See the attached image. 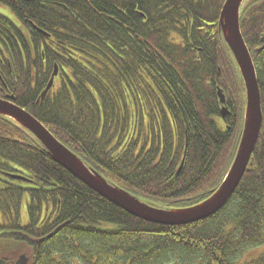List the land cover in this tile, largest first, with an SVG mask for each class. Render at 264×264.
I'll return each instance as SVG.
<instances>
[{"label":"trees","instance_id":"16d2710c","mask_svg":"<svg viewBox=\"0 0 264 264\" xmlns=\"http://www.w3.org/2000/svg\"><path fill=\"white\" fill-rule=\"evenodd\" d=\"M223 2L0 0V98L149 204H196L221 183L243 123V83L218 27ZM240 29L256 67L262 124L220 210L183 225L144 221L0 115V264L23 252L30 264H264V0L244 1ZM234 85L222 116L217 89Z\"/></svg>","mask_w":264,"mask_h":264},{"label":"water","instance_id":"95a60500","mask_svg":"<svg viewBox=\"0 0 264 264\" xmlns=\"http://www.w3.org/2000/svg\"><path fill=\"white\" fill-rule=\"evenodd\" d=\"M245 0H225L219 14L218 27L232 54L245 90L243 125L239 143L228 171L221 183L201 202L183 208H160L148 204L126 190L111 184L97 171L89 168L80 157L63 145L32 114L15 103L0 98V115L19 125L37 139L46 154L57 164L82 181L86 186L122 210L151 223L183 225L194 223L220 210L235 192L242 179L251 153L256 144L262 123L260 92L256 71L243 40L239 25L240 9ZM264 40V38H263ZM56 67L41 93L44 99L53 85ZM222 105L221 114L228 113L224 94L217 91ZM16 264H28V258L20 255Z\"/></svg>","mask_w":264,"mask_h":264},{"label":"rangeland","instance_id":"374dc122","mask_svg":"<svg viewBox=\"0 0 264 264\" xmlns=\"http://www.w3.org/2000/svg\"><path fill=\"white\" fill-rule=\"evenodd\" d=\"M219 75H220V72H219ZM229 76H230L229 73H227L225 75V79H226L227 82L229 81ZM232 94L235 95V85L233 87H231V89L229 91H225V97L224 98L226 99L227 95H230L232 97ZM234 100H236V99H234ZM226 101H227V99H226ZM235 102H237V100ZM180 169L178 170V172L180 171ZM26 200H27V197H26V195H24L23 202H22V207H21V215H20L23 222H25V220H26V208H25ZM4 222H5V219L3 218V215H2V213L0 211V225H3ZM260 252H261V249L253 250V251L247 253L244 258H248V259L249 258H253V257L257 256ZM73 264H79V263L76 260H73Z\"/></svg>","mask_w":264,"mask_h":264}]
</instances>
